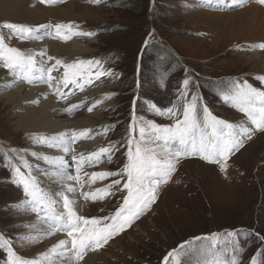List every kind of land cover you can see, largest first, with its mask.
Wrapping results in <instances>:
<instances>
[{"label": "rangeland", "instance_id": "rangeland-1", "mask_svg": "<svg viewBox=\"0 0 264 264\" xmlns=\"http://www.w3.org/2000/svg\"><path fill=\"white\" fill-rule=\"evenodd\" d=\"M215 1L217 2L101 0L96 4L90 0H58L53 4H41L40 0H36L48 11L58 7L64 8L67 4L75 2L80 10L76 15L80 17L59 20L48 16V20L41 23L31 19L7 17L0 11V35L5 36L9 47L16 46L26 53L46 50L47 54L52 56L54 50L51 47L55 43L71 48L73 42H79L87 48L73 56L58 53L53 56L66 63L94 57L110 60L108 68L114 70L116 75L101 77L100 81L84 90H108L100 94L101 97H106L105 102L93 108V113L98 112V120L91 136L94 137L92 139L102 138L100 148L108 146L109 142H118L117 147L120 149L112 156L111 162L107 155H102V161L94 165L92 172L117 171L127 161L126 137L133 114L143 118L142 121H137V131L133 133L136 139H139V124L144 121L162 126L170 125L171 119L153 110L152 105L156 104H152L151 99L162 103L156 106L164 109V106L174 100V92L179 87L180 80L185 77L192 79L189 87L194 93L203 89L206 96L202 94L205 98L202 105L234 124L243 123L250 126V122L242 113L231 103L224 101L223 86L234 81H247L257 89L264 86V82L257 79L264 76V69L257 66V63L250 62L253 61V52L264 54V50L256 47L264 41L245 43L247 38L240 35L244 27L241 24L245 21L241 19L242 13L248 8L245 7V1ZM32 8H36V4ZM7 23L29 26L34 30L39 26L48 27H40L38 32L34 31V36L42 37L41 39L21 41L14 35L9 38L8 29L3 27ZM56 24L72 25L61 33L63 35L67 32L71 38H53L55 28L52 26ZM76 32H91L93 35H74ZM149 35H154L158 47H163L169 55L171 53L172 58L158 57L154 50L143 53L144 77L140 79V84L133 88L132 81L136 82L137 73L141 68L138 64L137 69V60H140ZM156 51L159 52V49L156 48ZM176 58L180 61V66L170 69L172 60L175 61ZM54 62L50 61L49 64ZM174 71L177 74L171 76L169 73ZM62 72L63 69L53 75H60ZM3 79L13 78L0 66V82ZM17 82L26 88L39 85ZM205 83L215 89L214 93L204 89ZM192 94L188 98H191ZM198 95L202 100L203 97ZM94 97L87 95L86 98L91 100ZM90 102L74 114L64 113L63 116L72 120L73 125L78 121L82 122L81 120L88 116L87 107L94 103ZM14 115L15 110L1 100L0 160L3 153L11 148H26L30 152L36 147L33 143H28V138H31L28 133L15 130L13 124L16 121L11 120ZM105 126L113 127L105 134ZM92 139L81 141L79 145L90 143ZM74 146L77 147L78 144ZM36 149L42 150V147L37 146ZM115 178L102 180L101 188ZM23 200L22 190L11 182L10 172L0 163V233L6 238H16L13 240V250L22 258L32 260L47 252L48 248L46 243L39 242L40 240L28 242L30 237L26 231L29 222L38 218L34 213L17 207ZM119 203L120 193L103 201L82 202L83 210L78 214L86 218L110 216ZM240 230L245 234L255 232L264 236V133L254 134L251 140H246L245 146L239 152L230 157L226 174L220 172L218 165L209 164L198 157L181 160L169 182L160 186L157 200L151 210L104 248L94 252L95 256L93 254L88 258H94L90 264H164V257L187 241L191 240L197 246H206L208 242L195 238ZM240 243L244 248L242 264H250V257L264 250V245L255 237L245 239L241 236ZM219 248L218 245L217 249ZM5 259L6 253L0 249V264H5ZM185 259L181 257L182 262Z\"/></svg>", "mask_w": 264, "mask_h": 264}, {"label": "snow or ice", "instance_id": "snow-or-ice-1", "mask_svg": "<svg viewBox=\"0 0 264 264\" xmlns=\"http://www.w3.org/2000/svg\"><path fill=\"white\" fill-rule=\"evenodd\" d=\"M58 0H40L41 4H53ZM99 4L101 0H90ZM211 3V0H208ZM236 0H233L235 3ZM251 2V0H246ZM264 6V0H254ZM9 31V38L14 35L24 41L41 39L34 36L35 30L29 26L7 23L3 26ZM53 38L70 39L71 35L62 30L70 29V24H56ZM74 35L91 37L93 33L76 32ZM256 47L264 50V43ZM39 58V59H38ZM55 61L49 64L50 61ZM105 61L96 58L81 59L66 63L40 52H24L9 47L4 35H0V66L7 70L15 81L30 85L44 83L57 100L67 102L74 92L63 91L70 84L84 91L85 85H94L101 77H113L114 70L104 67ZM62 74L53 75V73ZM118 78V77H117ZM264 82V76L257 77ZM191 78H185L178 89V103L167 109L152 105L153 110L172 120L168 126L144 121L139 124V139L133 135L137 131V121L143 120L133 114L126 137L127 161L117 171L86 173L85 165L91 167L101 162V156L107 155L109 162L115 152L119 151L118 142H109L108 146L98 151L85 154L77 152L74 145L82 139H92L90 129L67 130L63 133L33 136V146L55 149L60 155L49 156L26 148H11L3 153L0 163L10 172L11 182L22 190L24 200L17 205L26 212L36 215L44 225L40 236L28 238V242H38L57 233L66 235L47 252L32 260L24 259L13 250V240L0 233V249L6 253L5 264H81L89 252H97L109 244L116 236L125 232L143 214L151 210L156 202L158 190L166 184L177 170L181 160L198 157L209 164L219 166L222 173H227L231 156L239 152L246 140H251L256 133H264V90H258L247 81H234L230 92L223 93L226 103H231L250 122L234 124L215 116L207 106L200 104V97L193 93L189 99ZM8 84L5 87H11ZM114 95V93L112 94ZM46 98V97H45ZM110 98V96L108 97ZM94 102L87 107L92 112ZM135 104V100L133 102ZM84 102L69 104L64 111L74 114L84 107ZM113 126H105L106 134ZM159 149V150H158ZM42 161L52 171L42 169L40 164H33L28 157ZM67 157V159H66ZM74 169V174H73ZM85 176L88 177L85 180ZM47 178L48 183L43 178ZM111 180L103 188L92 189L97 180ZM87 185V190L85 186ZM85 202L103 201L120 193L121 203L110 216L86 218L78 214L77 196ZM69 194H72L71 196ZM103 210V209H102ZM255 237L264 245V236L255 232L244 233L228 231L213 233L210 236L196 237L195 240L208 242L206 246H197L193 241L181 244L164 257V264H242L244 248L240 237ZM220 246L219 250L217 246ZM181 257L186 259L182 262ZM250 264H264V250L257 252Z\"/></svg>", "mask_w": 264, "mask_h": 264}, {"label": "bare ground", "instance_id": "bare-ground-1", "mask_svg": "<svg viewBox=\"0 0 264 264\" xmlns=\"http://www.w3.org/2000/svg\"><path fill=\"white\" fill-rule=\"evenodd\" d=\"M243 1L246 2V0H243ZM251 1L253 3L246 2L247 5L245 7H248V8L245 9V11H243L242 13L243 16L241 19L247 21L248 24L245 21L242 22L243 24L241 25H243L244 27H242L240 35H244L245 38H247L245 43H254V42L259 43V42L264 41V7L256 4L254 0H251ZM214 2H217V1L214 0ZM236 2L240 3V0H236ZM35 4H36V8H32V6ZM78 10H79V7L77 6V3L75 2L67 4L66 7L64 8L58 7L56 9H52L48 11L47 9L40 6L36 2V0H0V11L4 16L16 18V19H20V18L31 19L33 22L41 21V23H44L45 21L48 20L49 18L48 16L59 19V20L79 18L80 16L76 15ZM222 15H225V14H222ZM228 23H230V21ZM72 46L73 47L70 48V47L61 46L55 43V44H52V47H51V44H50V47L54 50L52 52V56H56V53H58V55L72 54L73 56V54H77L76 52L85 50L86 48L85 46L81 45V43L79 44V42L78 43L73 42ZM251 58L253 59V61H250L251 64L257 63L256 64L257 66H261L264 69V54L258 51L253 52ZM36 83L39 85L26 88L25 86L20 85L17 81L13 79H3V81L0 82V101L2 100L6 102V105H8L9 107H12V110H15V115L14 117H11V120L16 121L13 124L16 131L23 132L24 134L28 133L31 136V138L33 137L32 136L33 134L52 136V135L60 134L67 130H72V129L74 130L90 129L92 132L95 126V122L96 120H98L97 118L98 112L93 113L94 109L92 112L87 111L88 116L87 117L85 116V118L81 120L82 122L78 121V123L73 125L71 124L73 122L72 120L66 119L63 116L64 113H66L64 109L69 104L80 103L82 101L84 102V105H87L88 102L90 101H93V102L99 101V103H96L95 107L100 106L106 100V97H101L102 95L100 96V94L108 92L107 89L98 91V92L97 91H87L86 92V90L80 91L79 89L74 88V86L70 84L67 88H64L63 91L66 93L74 92L75 95H71L69 99L67 100V102L65 103L63 101L57 100L56 96L52 94L53 90L52 89L50 90L46 84L39 83V82H36ZM8 84H12L13 86L5 87ZM88 86L90 85H85V88L88 89ZM87 95H91V97L93 96L95 97L92 98L91 100L90 99L87 100L86 98ZM72 96L74 97L72 98ZM71 98L72 100H70ZM91 132L89 133V135H91ZM31 138L30 139L28 138L29 144L33 143ZM81 141H88V140L82 139L78 141L76 143L78 144V146L77 147L74 146L76 151L78 153L83 152L85 154H89L91 152L99 150L100 144L102 142V138L99 140L98 138L97 139L95 138V139H92L90 143L89 142L82 143L81 145H79ZM36 147H34L33 151H38V152H41L49 156H55V155L62 154V153L57 152L55 149H48L46 147H42V150H37L38 148L36 149ZM29 158H30V162H32L33 164H40L42 169H48L49 172L52 171V169L48 165L43 164L42 161H36L31 156ZM101 161H102V156H101ZM93 167L94 166L89 167L85 165L83 171L90 174L92 173ZM73 174H74V169H73ZM43 179L45 180L46 183L50 182L48 181L46 177ZM87 179L88 177L85 176V180ZM102 184H103L102 180H97L94 184L91 185V188L93 190L97 188H101ZM85 190H87V185L85 186ZM69 195L71 196L72 194H69ZM76 196L78 198L76 208H77V211L81 213V211L83 210V207H81V205H82V202H85V201H82V197L80 198L79 192L76 194ZM43 228H44V225H42L38 219L31 220L29 222V227L26 231L27 236L29 237L40 236L41 230ZM65 238H66L65 234L57 233L53 236L40 239L39 242L46 243V246L48 248L47 251H48L53 245L58 243L60 239H65ZM93 254H94L93 252H89L85 256V259L84 261L81 262V264L92 263L94 258H88V257L92 256Z\"/></svg>", "mask_w": 264, "mask_h": 264}, {"label": "trees", "instance_id": "trees-1", "mask_svg": "<svg viewBox=\"0 0 264 264\" xmlns=\"http://www.w3.org/2000/svg\"><path fill=\"white\" fill-rule=\"evenodd\" d=\"M147 40V43H146V45L145 46H143V49H142V55H140V60H137V69H138V64H139V68H140V66H141V68H140V70H139V72L137 73V77H136V82H134V81H132V87L133 88H135L136 86H138L139 84H140V79L142 80L143 79V77H144V73H143V71H142V67H143V65H144V54H146V52L148 53L150 50H154V52H157V54H158V57H164V56H166L168 59L169 58H172V57H170V55L172 56V54L170 53V55H169V53H168V51L167 50H164L163 49V47H161V49L158 47V42L156 41V39H155V37H154V35H149L148 36V38L146 39ZM14 48H18V47H16V46H13ZM156 48L157 49H159V52L158 51H156ZM163 51V52H161V51ZM144 53V54H143ZM95 58V57H94ZM174 58V57H173ZM96 59H98V58H96ZM99 60H101V61H105V64H104V67L105 68H108L110 65H109V61L110 60H108V59H103V58H99ZM171 62V61H170ZM179 60L176 58L175 59V61L174 60H172V63H171V68L170 69H172V68H178L179 66H180V64H179ZM169 63V62H168ZM178 70H180V68L179 69H177V71ZM171 76H174V75H176L177 74V72L176 71H174V72H171V73H169ZM185 78H188V77H185ZM185 78H183V79H181L180 80V83H179V87L178 88H176V90H175V96H174V100H172V102H170L167 106H164V109H167L168 107H170L172 104H174V103H178V89L180 88V86H181V84H182V81L185 79ZM240 82H243V81H240ZM190 83H192V79H191V82ZM209 83V82H208ZM208 83L206 84H204L203 85V87H204V89H208L211 93H214V90L215 89H211L212 87H210L209 85H208ZM227 84V83H226ZM224 85L223 86V93H225V92H230L231 91V89H232V83L230 84V82H228V84L227 85ZM201 86V85H200ZM258 88H264V86H260V87H258ZM195 91L194 90H191L190 89V92H189V96H190V94H192V93H194ZM195 94H200L203 98H202V100H200V104L202 105V101H205V98H204V96H206L205 95V93H204V91H203V89L201 88V92L200 91H198L197 90V92L195 93ZM204 96H203V95ZM137 99H139V96H137ZM190 99V98H189ZM151 103L152 104H156V105H159V104H162V103H159V102H155L153 99H151ZM212 113L215 115V116H217L218 118H220V119H224V118H222V117H220L217 113H215L214 112V110H212ZM224 120H226V119H224ZM227 122H230V123H233V122H231V121H229V120H226ZM116 131H117V129H116ZM122 202V201H121ZM88 218H92V217H88ZM251 258L252 257H250V260H251Z\"/></svg>", "mask_w": 264, "mask_h": 264}, {"label": "water", "instance_id": "water-1", "mask_svg": "<svg viewBox=\"0 0 264 264\" xmlns=\"http://www.w3.org/2000/svg\"><path fill=\"white\" fill-rule=\"evenodd\" d=\"M138 90V89H137Z\"/></svg>", "mask_w": 264, "mask_h": 264}]
</instances>
